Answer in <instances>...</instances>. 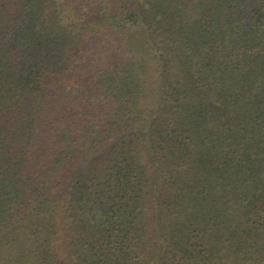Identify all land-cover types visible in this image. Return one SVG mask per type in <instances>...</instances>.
Returning <instances> with one entry per match:
<instances>
[{"label": "trees", "instance_id": "trees-1", "mask_svg": "<svg viewBox=\"0 0 264 264\" xmlns=\"http://www.w3.org/2000/svg\"><path fill=\"white\" fill-rule=\"evenodd\" d=\"M0 264H264V0H0Z\"/></svg>", "mask_w": 264, "mask_h": 264}]
</instances>
